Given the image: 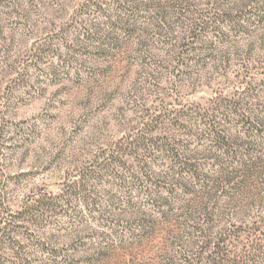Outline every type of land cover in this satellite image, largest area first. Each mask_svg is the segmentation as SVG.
Listing matches in <instances>:
<instances>
[{"label":"trees","instance_id":"1","mask_svg":"<svg viewBox=\"0 0 264 264\" xmlns=\"http://www.w3.org/2000/svg\"><path fill=\"white\" fill-rule=\"evenodd\" d=\"M203 1V7L195 0H88L82 6L80 15L105 17L107 29L120 33L109 43L95 24L87 25L84 35L102 55L135 40L141 67L153 60L160 67L153 71H168L173 88L208 69L218 79L212 78L205 103L176 98L178 106L168 107L157 97L156 105L146 106L134 98L131 109L141 112L140 121L98 147L75 178L67 176L56 192L40 188L27 195L19 211L0 210V264H80L50 249L49 239L39 241L33 229L49 225L57 213L72 214L75 201L107 222L119 217V202L104 206L90 185L107 182L129 196L145 195L141 206L150 211L122 201L132 220L128 238L104 240L84 264L119 263L114 249L143 248L163 233L155 264H264V0ZM152 48L168 60L156 58ZM156 74L145 76V84L156 85ZM105 226L108 235L118 234L112 222ZM35 247L48 261L31 257ZM129 258L124 264H146Z\"/></svg>","mask_w":264,"mask_h":264},{"label":"rangeland","instance_id":"2","mask_svg":"<svg viewBox=\"0 0 264 264\" xmlns=\"http://www.w3.org/2000/svg\"><path fill=\"white\" fill-rule=\"evenodd\" d=\"M87 1L0 0V210L19 211L27 195L40 188L56 192L67 176L75 178V170L88 164L98 147L116 141L140 121L141 112L131 109L137 103L134 98L138 102L143 98L146 106L156 105L157 97L165 98L168 107L178 106L176 98L205 103L212 78L218 79L208 69L198 77L200 71L194 72L196 78L183 81L181 89L173 88L168 71H153L160 68L153 60L145 62L146 58V66L141 67L144 57L136 52L135 40L126 44L123 40L120 49L104 50L102 55L95 39L84 35L87 25L95 24L96 31L101 29L97 35L107 34L109 43L120 33L107 29L105 17L80 15ZM195 1L203 7V0ZM152 50L156 58L168 60L166 53ZM148 74L160 76L156 85L145 84ZM133 85L137 96L131 91ZM170 133L185 138L171 129ZM90 185L104 206L112 199L119 202L115 206L119 217L107 222L75 201L72 214L57 213L52 223L33 229L39 241L49 239L50 249L80 264L100 250L104 240L116 243L121 236L126 241L132 220L122 201L130 199L150 211L149 206H141L146 200L143 194L129 196L111 182ZM109 222L115 224L117 235H108L105 224ZM165 236L158 235L143 248L114 249L113 259L121 262L110 264H124L131 256L146 264L157 263L162 259L157 257L161 247L157 244ZM31 257L48 261V255L36 247Z\"/></svg>","mask_w":264,"mask_h":264}]
</instances>
